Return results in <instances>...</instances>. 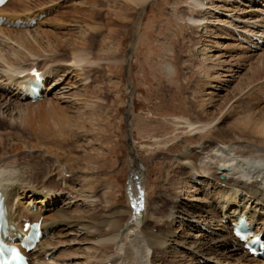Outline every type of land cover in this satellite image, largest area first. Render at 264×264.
I'll use <instances>...</instances> for the list:
<instances>
[{
  "label": "rangeland",
  "instance_id": "374dc122",
  "mask_svg": "<svg viewBox=\"0 0 264 264\" xmlns=\"http://www.w3.org/2000/svg\"><path fill=\"white\" fill-rule=\"evenodd\" d=\"M226 1L228 5L234 3L232 7L236 6L239 10L231 12L232 14L229 12L230 15L234 18L240 16L248 25L238 24L236 19L231 20L234 23H229L224 18L228 14L225 9L227 4L218 0H213V6L217 5V10L212 9L210 12L215 15L204 16L208 18V22L204 21L203 25H206L209 31L201 27L202 24L197 22L198 18L186 14V6L179 5L172 9L171 3L174 0H151L143 6L144 9L141 7L143 10L134 8L135 12L132 9L121 11L118 5L108 6L101 0H11L4 7L5 13L10 15L32 12L39 19L30 30L12 31L8 26L1 27L0 29H4L0 32V47L5 51L14 49L28 56L30 62L19 67L30 69L36 66L42 73L53 72L56 81L49 75L50 84L46 93L37 102L30 104L29 101L19 99L12 88H4L6 83L2 82L3 78L0 76V122L6 124L0 126L1 170L22 172L24 180L20 184L26 188L24 197L29 199V206L34 205L38 196L40 198L47 193L50 195L48 203L46 201L42 206L35 204L31 211H40V208L48 206L51 213L63 210L69 216L83 218L87 227L92 226L87 231L80 226L68 228L64 224H55L54 231L43 238V245L48 247V252L35 250L31 256L32 264H104L107 261L109 262L106 264H112V255L117 254L118 248L128 246L131 238L123 236V242L121 237V241L118 240L120 244H107L103 240L104 237L99 235L107 230L101 224L119 217L123 218L126 224L129 221L127 212L132 209L135 211L140 193L146 200V211L142 216L146 219L147 229L153 233L164 234L165 231L172 234L171 240H176L178 254H167L158 264H209L192 258L189 254L191 251L186 253L188 246H183L180 239H185L187 243H201L206 242L204 234L216 236L219 227L214 221H218V218L206 211V205L219 196V190L207 178L199 179L195 184L192 182V185L187 184L186 188H181V185L180 189L172 186L181 175L183 178L187 176V171H180L172 158L176 156L179 144L186 148H190L189 142L193 144L191 148L209 142L219 147L224 146L217 137L219 135L215 134L197 141H189V138L185 137L188 136V130H183L184 126L179 124L181 120L177 118L182 115L189 118L190 112L187 108L191 106L193 99H196L194 97H197L195 104H204L207 113L214 112L215 106L223 102L224 98L231 99L223 108V113L230 112V116L220 124L221 129L234 124L248 112L257 116L255 120L258 115H264V72L258 75V79L257 74L248 70L250 63H255L264 54V46L252 49L256 47L252 45L256 42L251 38L246 40L247 44L242 42L248 38L247 35L254 37L253 34L264 40V34L259 36L264 31L257 32L264 28V7L255 3L250 5V9L247 1ZM127 5L133 8L131 4ZM253 8H258V12ZM245 10H251L257 18H252L251 13ZM206 11L210 9L207 7ZM122 12L129 17L128 24L120 20L123 18ZM182 15L191 17L188 22L194 26L199 23L197 25L200 28H186L187 22L180 20ZM132 25L137 26V36L132 35ZM249 26L253 28L249 29ZM248 29L254 33L245 32ZM9 31L15 37L23 35L24 38L27 37L24 33L30 32L31 39L34 38L38 42L19 49L18 45L10 40L11 36L7 35ZM83 32L85 35L100 33V37H107L109 34L114 36L113 58L106 54L108 49L100 47L99 40L91 50V40H88V37L81 39ZM230 35L233 38H230ZM49 46L55 52H49ZM32 47L41 53H36V57L30 56L28 53ZM71 48L76 53L89 54L87 64L80 65L82 69L70 64L67 50L70 51ZM64 54L67 55L64 57ZM60 57L63 58L60 60ZM6 68L7 65L0 60V74L7 72ZM252 75L256 82L253 79V84L233 99L237 93L234 91L235 86ZM26 103L31 105L26 113L21 110L25 107L17 108L18 105H27ZM93 106L103 109L99 117L93 118L92 127L86 121L85 115L84 125L82 120H79V124L69 126L65 132L61 131V135L58 134L53 124L65 125L72 119L73 112L82 111L81 109L91 112L95 109ZM202 118H206L204 114ZM219 122H211L208 128L199 131V134L206 130L213 131L219 126ZM10 125L18 128L9 129L7 126ZM225 140H229V137ZM241 146L244 148L252 145L244 142H238L237 145L233 142L226 151L230 159L232 158L230 164L225 165L226 169L236 165V152ZM250 148L256 150L257 147ZM89 153L90 156L97 155L94 159L90 158L89 161L93 163L81 160L82 157H87L86 154L89 156ZM233 159L235 163L232 162ZM4 161H9L5 164L6 167ZM86 166L90 169L92 167L93 172L85 169ZM222 168L224 169L222 164L218 168L213 166L210 172L216 173L217 177L223 180L225 171ZM130 185H133L132 190ZM197 189L202 192L199 194L194 191ZM133 191L136 198L134 208L128 200ZM191 196L198 200L189 202ZM27 202L25 199L20 200L15 209L13 208L15 224L20 225V221L28 216L22 209L25 206L23 204ZM173 206L176 208L172 211ZM197 210L207 213L203 212L201 218L194 219L192 226H188L191 211ZM169 215L173 216L168 220ZM171 219L174 220L173 225L168 227L167 222ZM207 224L211 226L212 231L206 232L204 226ZM221 224L226 223L222 220ZM177 242L182 247H179ZM108 245L112 246V251L102 255L99 248ZM228 249L233 251L230 245ZM223 251L224 249H219L216 256L224 255ZM119 254L116 256L117 259L121 257L118 264L124 259V253ZM237 258L238 254L233 256L230 262L234 264Z\"/></svg>",
  "mask_w": 264,
  "mask_h": 264
},
{
  "label": "bare ground",
  "instance_id": "6f19581e",
  "mask_svg": "<svg viewBox=\"0 0 264 264\" xmlns=\"http://www.w3.org/2000/svg\"><path fill=\"white\" fill-rule=\"evenodd\" d=\"M10 1L11 0H9L6 3V5H8ZM101 1L103 3H105L106 5L108 4V6H109V4H112L114 6L118 5L119 9L121 11L127 10V9H132L134 11V8L135 9L136 8L139 9L141 7L143 8V6H146L148 4V2H150L151 0H122L123 2H121L120 0H101ZM218 1H223L224 2L223 4H225V5L227 4L226 0H218ZM233 1L236 2L235 0H233ZM244 1H247V3L249 4L247 6L251 9L252 8V6H250L251 0H244ZM127 4H131L133 6V8L132 7L129 8ZM214 4L215 3L213 2V0H209V2H204V0H174V2L171 3V7H172V9H175L179 5L186 6V8L188 10V12L186 10V14L188 16L190 14L191 17L194 16L195 18H198L199 21H197V22L202 24V26L201 25L200 26L203 27V29L207 30L208 27H205L206 25L204 26L203 22L206 21L208 18H204V16L207 17V16H209L208 14H212V13H210L212 9L217 10V7H216L217 5L213 6ZM233 4H231V5L227 4V7H229V9L227 7L225 9H227L228 14H226L224 16V18L227 19V21L229 23H231V22L234 23V21H231V20L236 19L239 22L238 24L246 25L247 21L245 22L244 20H242V18L240 16H238L237 18H234V17H232V15H230L231 12H235L238 10L236 8V6L232 7ZM95 6H97V5H95ZM203 7H205L206 9L204 10ZM207 7H208V9H210V11H206ZM222 8H224V7L222 6ZM258 8H255V9L253 8V9L257 10V12H258V10H259ZM245 11L251 13V10H245ZM213 12H215V11H213ZM238 12H239V10H238ZM187 15H182L181 19H180V20L184 21V23H185V21L187 22V24L185 23L186 28H188L190 30L191 29L192 30L193 29L194 30L199 29L200 28L198 26L199 23H197L198 25L195 23L196 26L192 25L190 22L191 17L187 18L186 17ZM0 16L6 17V20L4 22H6L7 19L9 20V22H11L10 20L14 19V18L15 19H17V18H24V19L37 18L33 15L32 12L22 13V14L21 13L20 14H11L10 15L8 13H5L4 9L0 10ZM122 16H123V18H120V20H122V21H124V23L126 22V24H128L129 23V21H128L129 17L126 15V13L124 14L123 12H122ZM254 16H255V13L254 12L251 13V17L255 18ZM259 17H262V16H259ZM189 19H190V21H189L190 23L188 22ZM228 19H230V20H228ZM177 20H179V19H177ZM206 22H208V21H206ZM260 24H262V23H260ZM10 26L11 27L9 30H12V31H24V30H30L31 29V28H25V29H21V30L16 29L13 22H12V24H10ZM207 26H208V24H207ZM254 26H256L255 23H254ZM122 27L124 28L125 26H122ZM234 28H236V27H234ZM251 28H253V27L249 26V29H251ZM2 29H4V28H2ZM2 29H0V32H2ZM136 29H137V26L132 25V35L133 34H136V36L138 35ZM249 29L246 30L245 32H247V31H248V33L251 32L250 34L254 33V31H250ZM261 30L264 31V28L259 29L257 32L260 33ZM207 31H209V29ZM232 33H233V29L231 28V34ZM24 34L27 35L26 38H24L23 35H21V36L18 35V37H15L14 35L11 34V31H9L7 33V35L11 36L10 40H13L16 43V45H18V48L19 47L26 48V46L28 47V45H30V43L36 44V42H38L34 38L31 39V37L29 35L30 32H25ZM260 34L262 35V34H264V32H261ZM28 35H29L30 39H29ZM253 35H256V34H253ZM81 36H82L81 39H83V38L87 39V37H88V40H91V42L93 44L92 45L90 43V45H89V48L91 50L94 49V44H96V42L99 40L100 41L99 43H101V44H99L100 47H104L105 50L108 49L106 54L111 55V57H112V54L114 52V51L112 52V48H113L112 43L115 40L114 36L109 34L107 37H100L101 36L100 33L99 34L97 33L96 35H85V32H83ZM230 38H233V37L230 35ZM40 39H42V38L40 37ZM248 39L249 38H245L244 40L248 41ZM47 41H49V40H47ZM74 45H76V44H74ZM74 45H73V47H74ZM252 45H254V46H256V48H258L256 44H252ZM1 46H3V45H1ZM34 48L32 47L29 50L28 54L30 56L36 57V53H41V52L39 50L34 49ZM48 48H50L49 52H55L52 50V48L50 46ZM38 49H39V47H38ZM110 49H111V51H110ZM62 52L65 53V51H62ZM67 52L69 53L68 57H70V64L73 65V67L82 69L81 68L82 64H87V61H88L87 58H89V54L85 55L83 52H82L83 54L81 52L76 53L74 49L72 50V48L70 51L67 50ZM61 54H59V56ZM115 54H116V52H115ZM66 55L67 54H64L63 56L65 57ZM92 55H95V54H92ZM62 58L60 57V60ZM247 58H249V57H247ZM0 60L3 61L4 64H6L8 67V68H6V69H8L7 72H2V74H0L1 79L3 78L2 82L6 83V84H4L3 87L6 88V86H8V89L12 88L13 92H15V94H17L19 96V99L22 98V100H27V99L29 100V98L27 96L29 93L28 88H27V82L33 80L28 75V72L30 71V69H25L26 67L23 65H22L23 67H19V66H21V64H25L28 61L30 62L28 56L27 55L24 56L23 53H21L19 51H15L14 49L13 50L10 49V50L5 51V50H3L2 47H0ZM244 61H245V59H244ZM202 68L205 69L204 66H202ZM248 70L250 72H253L255 75L257 74L256 76L262 75V73L264 72V54H262L260 56V59L255 61V63H253V64L250 63ZM207 72H208V70H207ZM42 75L44 77H49V75H52L53 79H55V81H56V78H55L56 75L53 76L54 75L53 72H47V73L45 72V73H42ZM77 76H79V75H77ZM257 78L259 79V76ZM253 79H254V75L248 76V78L243 79V82H240L239 84H237L234 88L235 89L234 91L235 92L237 91V93H236V95L233 96V99L237 95L239 96V94L243 93V91L246 90V88H248L251 84H253V82L255 80V79L254 80ZM255 82H256V80H255ZM49 84H50V82L48 83V81H47V85H49ZM197 92H199V91H197ZM194 98L197 99V97H194ZM196 99H193V100L195 101ZM174 100H176V98H174ZM189 100H191V99H189ZM199 100H200V98H199ZM230 100L231 99L228 100V98L227 99L224 98L223 102L218 104L217 107L215 106L214 112H211V113H207V111H206L207 109L204 110L205 109L204 104L200 105L198 103L199 104L198 105V104H195L196 102L192 101L190 103L191 106H189V108H187L188 111L190 112L189 118L185 117V115H182L179 118H177L178 120H181V122L179 124L184 126L183 130L184 129L188 130L187 131L188 136H185V137H188L189 141H191V140L193 141L194 139H196V141H197L198 139L205 138L208 135H214L215 134V135H219L217 137L220 138V141L222 142L224 147H219L215 143H212V142H209V144H206V145L202 144L199 147L194 146L193 148H191L193 145L192 142L188 143L190 148H186V147L181 146L179 144V146H177V148H176L177 149L176 152L177 151L178 152H177L176 156H174V158H172V159H173L174 164L177 165V168L180 171H183V172L187 171V173H186L187 176L184 178L182 177V175L180 176V178L176 177L177 178L176 183L172 184V186H174V187L177 186L179 188L180 187L179 185H181V188H186L187 184L192 185L193 183L195 184L197 181H199V179L207 178L208 181H211V183H213V186H216V188L219 190V193H220L219 196H217L215 199L211 200V202H208L206 205V208H207L206 211L213 213L214 216L216 218H218V221H214V223L218 224L217 227H219V229H217V231H216V236L211 237L210 235H208L209 237H211V238H209L207 235L205 236V234H204L203 237H205L204 241H206V242H201V243H199L197 241H192L190 243H187L185 239H183V240L180 239V242L183 246L184 245H185V247L188 246L187 247L188 249L186 248L187 251H185V252L188 253V251H191L189 254L191 255L192 258H195V260H197V261H201V262L203 261L204 263L208 262V263H213V264L214 263L215 264L216 263L217 264L218 263L219 264L232 263V262H230V260L232 259L233 256L238 254V258L235 260L233 259L235 261L234 264H249L250 261H252V259H249L250 261L247 260V256L243 254L242 245L239 244L232 237V235H231L232 228L230 229L229 224L231 222H236L238 216L246 215L252 221H254L256 223L257 232L258 233H264V115H258V119L255 120V117H257V116L255 114H251L250 112L247 111L248 114L246 113V115L244 117L239 118L234 124H232V125L230 124V126L228 125L225 128L221 129L220 124H222L224 122V120H226L230 116V112H228L226 114L223 113L224 106L226 104H228V101H230ZM184 101H186V100L184 99ZM31 103L32 102L30 100V104ZM30 106L31 105H29V103H28L27 105H18L17 108L21 109V108L25 107L21 110H22V112L26 113L27 109ZM94 108L95 109L92 110L91 112H85L84 109H81L82 111H75V113L73 112L72 119L71 120L68 119L70 121H68L67 124H65V125L53 124L54 128L58 131V134L61 135L62 134L61 131L65 132V129L70 128L69 126L79 124V120L80 121L82 120V124H83V122H84L83 120H84L85 115H86V118H85L86 121L89 122L90 126L92 127L94 125L92 123L93 118H96V116L99 117V114L102 112V109H103V108H99V107L97 108L96 106ZM51 109L53 110V108H51ZM203 114L206 117L205 119L202 118ZM218 118H219V120H218ZM206 119H207V121H206ZM216 120L220 121L218 124L219 126L215 127L213 129V131L207 132V130H206V132H204V133L202 132L201 134H199L200 133L199 131H204V129L208 128V126H209V124H211V122L216 121ZM0 126H6V124L4 122H0ZM56 126H58V127H56ZM7 127H9V129L18 128L17 126H12V125L7 126ZM184 132H183V134H184ZM226 137H229V140H225ZM45 141H48V140H41V142H45ZM233 142H236L237 145H238V142H240V143L244 142L245 144H250L252 146H256L257 148H256V150H254V149L250 148L252 146L244 147V148H243V146H241V149L238 148L239 151L236 152V150H235L234 152H236L238 158L234 157V159L235 158L238 159L236 161L237 163L235 166H233V167L231 166L230 168L226 169L225 165L230 164L231 159H232V158L230 159L229 154H227L226 151H228L229 147L233 144ZM196 149H197V151L195 152L194 150H196ZM209 152H213V154H209ZM90 154L91 153H89V156H88V154H86L87 157L84 156V157H82L81 160H85L87 163H89V162L93 163V161H89V160H90V158L94 159V157H96L97 155H91L90 156ZM234 159L232 160V162L235 161ZM7 163H9V161L8 162L4 161L3 164L7 165ZM221 164L224 165V169L223 168L222 169L225 171L224 172L225 178L223 180H221L220 177H217L216 173L212 174L210 172L213 170L212 169L213 166H214V168L215 167L218 168ZM6 165H5V167H6ZM1 167H2V165H0V198L3 199L4 204L6 205V208H7V221H8V224L11 226L9 228V235H13V233L20 232L21 229L23 228L22 224L19 225V224L14 223L15 217L13 215V212L15 209L14 207H16V204L20 200H24V199L27 200L28 202L26 204H23V203H20V204L25 205L22 208L28 215L25 218H29L33 221H41V225H42V228L45 230V233L53 232L55 224L56 225L57 224H64V226L68 227V228L80 226L82 229L87 230V231L90 229V227H92L90 225H88V227H87L84 224L85 222H84L83 218L82 219H81V217L80 218H74L72 216H69L63 210L62 211L57 210V211H54L51 213L50 207H48V206H46L44 209L40 208V211L36 210V212L29 210L28 207H29L30 201L26 196L24 197V195H25L24 193H25L26 188H24L20 184L24 180V176L22 175V172H14L11 170H4L3 171V170H1ZM74 168H76V164H74ZM85 169L88 170L90 168L86 166ZM92 169L93 168L91 167L90 170L93 172ZM222 169H221V171H222ZM32 172H33V170H32ZM76 172L81 173L79 171H76ZM29 173H30V176H32V173L31 172H29ZM30 180H32V178H30ZM132 186L133 185H130L131 190L133 188ZM20 187H22L23 189ZM139 187H140V185H139ZM194 191H197L199 194H200V192H202L199 189L194 190ZM41 192H40V194H41ZM52 194H54V193H52ZM133 194H135V192L132 193L131 195L129 194L128 200H129L130 206L134 208L136 198H135V195H133ZM136 194H137V192H136ZM19 195H22L23 197L20 198V197H18ZM50 199L51 198H50V195L48 193L43 194L42 197L39 198V196H38L36 198V202L34 203V205L36 204V205L42 206L44 203H46L47 200H50ZM55 200L56 199H52V201H55ZM197 200L198 199H195V198H193V196H191V199L189 202H193V201H197ZM47 203H48V201H47ZM53 204L54 203L52 202V206H53ZM175 208L176 207L172 208V211ZM206 211L197 210L196 211L197 213L195 211H191V213H190L191 216L189 217V220H190L189 223L190 224H188V226H192L191 223H193V220L196 218H201L203 212H206ZM127 213L129 215V221L126 224L124 223L125 221L123 220V218L119 217L118 219H115L113 221H106V222H103L101 224L102 227H105L107 230L102 231V229L98 228V229H100L99 231H102V233H100L99 235L104 237L103 240L106 243L110 242V243H113V245H114L115 243H119L118 240L120 237L122 239V242H123V238H127V237L131 238L129 240L128 246H126L125 245L126 243L124 242L125 248H118L117 254L112 255L111 261H110V262H113L112 264H118L119 259L121 257L119 259H117L116 256L120 255L119 254L120 252L124 253L123 254L124 259H123V261H120V264H148V262H151V264H156V263L158 264L162 260H164V258L167 254H170V255L171 254H178L177 253L178 251L176 250V247H175L176 246V244H175L176 240H171V239H173V237H170V236H172V234H167V233H165V231H164V234L162 232L153 233L152 230L147 229V227H146L147 222H146V219L143 218L142 213H140L139 211L138 212L134 211V209H132L131 211H128ZM146 213L148 215V212H146ZM199 214H201V215H199ZM173 215H169L167 217L168 220L170 218H172ZM183 218H182V222L184 221ZM212 218H213V216H212ZM186 220H188V219H186ZM222 220H224V222L226 224L222 225L221 224ZM203 221H205V220H203ZM121 222H123V224ZM173 222H174L173 219L168 221L167 222L168 227H171V225H173ZM182 225H184V224H182ZM204 227H205L206 231L211 230V226L209 224L205 225ZM120 230H122L121 236L119 235ZM96 233H97V231H96ZM119 241H121V240H119ZM125 241H126V239H125ZM169 242H171V243L169 244ZM43 243H44V240L40 242V244H39V246H37L36 250L43 251V253H47L48 247L47 248L44 247ZM177 245L179 247H182V245H180L179 242H177ZM228 245H230V247H233V251L228 249ZM112 249L113 248L111 245L101 246L99 248L102 255H103V253H110V251H112ZM219 249H224V251H225V254L220 256V257L216 256V253L218 252ZM31 255H32V253H31ZM197 255L215 260L217 262H214L212 260H208L206 258H202V257L197 256ZM206 255L209 257H207ZM107 262H109V261H107ZM107 262H105L104 264H106Z\"/></svg>",
  "mask_w": 264,
  "mask_h": 264
}]
</instances>
